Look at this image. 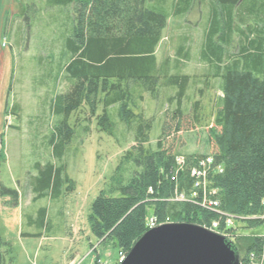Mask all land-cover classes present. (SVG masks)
Returning a JSON list of instances; mask_svg holds the SVG:
<instances>
[{
  "label": "trees",
  "instance_id": "obj_1",
  "mask_svg": "<svg viewBox=\"0 0 264 264\" xmlns=\"http://www.w3.org/2000/svg\"><path fill=\"white\" fill-rule=\"evenodd\" d=\"M166 1L46 0L50 7L73 6L74 28L66 40V61L60 66L63 78H56V84L62 79L69 88L55 92L50 105L56 121L49 144L57 161L37 164L39 173L32 182L34 200L48 194L59 198L65 183L67 193L76 190L67 166L58 162L75 135L70 123L73 114L87 106L88 119L96 118L100 131L114 136L110 109L117 108L120 121L127 125L137 122L141 180L134 188L122 189L119 196L102 190L93 203L89 222L99 241L115 240L118 253L129 254L149 230V207L159 223L169 220L210 227L219 221L222 228L226 216L233 215L240 217L247 229L264 224V0H212L200 58L208 66L202 73L208 87L211 78L223 80V95L209 133L214 154L173 151L177 135L200 122V101L194 102L191 118L184 102L191 85L201 78L180 70L182 62L191 60L190 49L184 44L177 50L175 71L169 57L161 62L156 55L170 16L187 15L195 2L175 0L169 12ZM237 33L238 51L232 54L230 46ZM161 87L173 88L168 99L175 101V108L167 113L156 148L146 149L141 145L149 141L145 131L150 121L142 122L134 107L143 93L156 98ZM198 92L203 94L204 89ZM19 108L16 104L11 110L17 114ZM168 141L171 147L165 146ZM178 155L186 157L182 168L176 162ZM210 155L215 158L214 166L221 165L223 171L208 176L209 189L218 192L209 194L208 202L216 205L206 206L201 193L196 199L189 198L194 185L190 169ZM2 193L19 200L17 190L4 187ZM182 194L188 199H178ZM35 213L30 223L38 226V231L22 232V236H43L51 230L48 208L41 207ZM237 231L231 229L237 235L233 244L241 264H253L252 254H264V235ZM12 252V245L4 242L0 233V264H14Z\"/></svg>",
  "mask_w": 264,
  "mask_h": 264
},
{
  "label": "rangeland",
  "instance_id": "obj_2",
  "mask_svg": "<svg viewBox=\"0 0 264 264\" xmlns=\"http://www.w3.org/2000/svg\"><path fill=\"white\" fill-rule=\"evenodd\" d=\"M174 1H166L167 11H172ZM211 10L212 0H195L187 15H171L156 52L161 62L169 57L175 71L177 50L184 44L190 49L191 60L182 62L180 70L201 78L191 85L184 102L191 118L194 102L200 101V122L177 135L174 152L214 154L216 150L209 142V133L223 95V80L211 78L208 87L202 74L208 66L200 58ZM73 28V6L50 7L46 0H0V233L3 241L12 245L14 264H68L67 255L77 253L74 264H95L97 259L117 264L115 240L99 241L91 231L89 215L102 190L119 196L122 189L140 184L137 122L127 125L120 121L117 108H111L115 122V134L111 136L100 131L96 118L88 119L89 109L83 106L71 118L75 135L64 158L58 161L67 166L76 190L67 193L65 183L59 198L52 199L48 194L34 200L32 182L39 173L37 164L57 161L49 144L56 121L50 105L55 92L69 88L62 79L56 84V78H63L60 66L66 61V40ZM238 37V33L234 35L230 46L232 54L238 51ZM169 88L161 87L156 98L143 93V99H137L135 113L143 117L142 122L150 121L145 131L149 141L141 145L146 149L156 148L167 113L175 108V101L170 103L168 99L173 94V88ZM199 88L204 89L203 94H199ZM16 104L20 108L14 114L11 109ZM165 146L172 145L168 141ZM4 187L17 190L19 200L3 194ZM41 207L49 210L51 230L43 236H22V232L38 231L30 220ZM152 217L149 207L148 221ZM237 219L234 223L239 234L264 235V224L247 229L246 223Z\"/></svg>",
  "mask_w": 264,
  "mask_h": 264
},
{
  "label": "water",
  "instance_id": "obj_3",
  "mask_svg": "<svg viewBox=\"0 0 264 264\" xmlns=\"http://www.w3.org/2000/svg\"><path fill=\"white\" fill-rule=\"evenodd\" d=\"M120 264H241L233 242L199 224L171 222L149 229Z\"/></svg>",
  "mask_w": 264,
  "mask_h": 264
},
{
  "label": "built area",
  "instance_id": "obj_4",
  "mask_svg": "<svg viewBox=\"0 0 264 264\" xmlns=\"http://www.w3.org/2000/svg\"><path fill=\"white\" fill-rule=\"evenodd\" d=\"M176 162L180 166V168L184 167L186 163V157L184 155H178L176 157ZM215 158L210 155L206 158L199 159L195 166H193L190 169V173L192 178L194 179V185L192 189L190 199H196L200 193L203 194L204 198L202 200V204L206 205V203L210 205H216L214 202H208L209 201V194H215L218 192V189L216 188H210L209 189V181L208 176L211 172H222L223 167L221 165L214 166ZM178 199L184 200L188 199L186 198V195H180ZM206 205V206H208ZM154 216V215H153ZM238 220L236 216L233 215H227L226 219L224 220L223 227L221 228V224L219 221H214L210 227L205 226L223 236L226 238L235 241L237 235L231 232V229L236 228L234 221ZM171 223L169 220L166 222L159 223L157 218L154 216L150 218V220L147 222V226L149 229H153L157 226ZM127 257V254L123 252H119L118 257V264L122 263ZM253 264H264V254L261 257H255L254 254L251 255ZM96 261V260H95ZM95 264H105L102 263L100 259H97V263Z\"/></svg>",
  "mask_w": 264,
  "mask_h": 264
},
{
  "label": "crops",
  "instance_id": "obj_5",
  "mask_svg": "<svg viewBox=\"0 0 264 264\" xmlns=\"http://www.w3.org/2000/svg\"><path fill=\"white\" fill-rule=\"evenodd\" d=\"M92 254H95V253H92ZM91 254V255H92ZM88 255V254H87ZM86 255V256H87ZM90 255V256H91ZM97 255L101 258V255L99 254V253H97ZM67 256H69V258L68 259H70V261H69V263L68 264H74L77 260H78V257H79V254L77 253V254H69V255H67ZM85 258V257H84ZM84 258H82V259H84ZM80 261H83V260H80ZM78 263H79V261H78Z\"/></svg>",
  "mask_w": 264,
  "mask_h": 264
}]
</instances>
